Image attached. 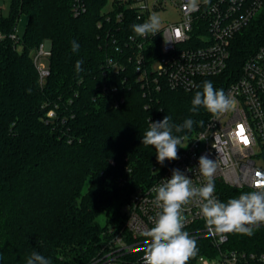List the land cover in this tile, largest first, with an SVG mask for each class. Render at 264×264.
Listing matches in <instances>:
<instances>
[{
  "label": "trees",
  "instance_id": "obj_1",
  "mask_svg": "<svg viewBox=\"0 0 264 264\" xmlns=\"http://www.w3.org/2000/svg\"><path fill=\"white\" fill-rule=\"evenodd\" d=\"M83 1L87 10L77 17L73 0H10L8 14L0 16V264H27L33 251L51 264H84L94 256L101 233L110 225L122 227L121 207L152 182L155 149L142 145L149 120L168 116L179 125L190 117L198 123L180 135L201 130L212 114L203 107L189 111L195 92L204 81L225 90L264 43L262 14L236 35L221 74L198 78L190 91L171 89L162 80L142 87L127 57L135 16L124 10V18L111 12L107 20V0ZM21 16L26 26L18 39ZM42 41L49 42L50 54L41 84L32 53ZM108 58L120 60L122 68L114 70ZM117 96L124 101L114 108ZM249 191L216 185L221 202ZM101 215L104 225L97 221ZM191 237L198 251L187 264L216 257L208 239ZM224 248L264 253V225L251 236L228 234ZM133 257L124 264H142Z\"/></svg>",
  "mask_w": 264,
  "mask_h": 264
},
{
  "label": "built area",
  "instance_id": "obj_2",
  "mask_svg": "<svg viewBox=\"0 0 264 264\" xmlns=\"http://www.w3.org/2000/svg\"><path fill=\"white\" fill-rule=\"evenodd\" d=\"M195 4L193 7L192 4ZM174 6L180 18L159 28L154 36H130L136 81L142 87L163 81L171 89L190 91L198 78L221 74L228 65L230 46L238 33L264 14V0H113L106 19L114 12L116 19L124 18V10L143 23L152 14ZM121 7V11H116ZM87 7L83 0H73L72 15L84 14ZM15 38V34L10 35ZM2 35L0 34V40ZM151 48H154L153 50ZM116 50L119 51L118 46ZM50 44L42 41L32 53V60L42 84L49 74L46 57ZM114 70L122 68L120 60L108 58ZM108 92L107 86L103 88ZM112 91H115L113 89ZM235 100L234 107L224 113L211 115L203 128L186 136L178 148L179 159L158 163L151 169L152 182L137 188L130 200L121 207L124 217L122 227L108 226L102 233L98 249L84 264H124L131 261L143 264L144 235L154 226V218L160 211L153 203L154 187L162 180L170 179L172 171L179 169L192 179L195 186H202L205 179L198 171L202 155L214 160L217 170L214 176L218 184L232 188L257 190L254 181H264V43L244 62L239 77L225 90ZM123 98L111 101L114 108L123 103ZM53 116V111L48 112ZM243 127V133L240 128ZM248 143H244V138ZM192 169V171H188ZM262 175L256 177L255 173ZM217 199L218 194L215 191ZM183 230L191 236L206 238L217 250L215 258L200 256V264H264L262 252H238L228 250L219 235L209 234L205 220L195 202L183 208Z\"/></svg>",
  "mask_w": 264,
  "mask_h": 264
},
{
  "label": "clouds",
  "instance_id": "obj_3",
  "mask_svg": "<svg viewBox=\"0 0 264 264\" xmlns=\"http://www.w3.org/2000/svg\"><path fill=\"white\" fill-rule=\"evenodd\" d=\"M131 28L136 36H154L159 32L160 20L157 15L152 14L146 21L135 23ZM72 50H79L76 41L72 42ZM82 63L81 60L76 62L77 72L82 71ZM234 105L235 100L223 89H216L211 81H204L202 91L195 92L189 111L196 114L203 107L212 115H218L231 110ZM197 123L190 117L179 125L171 123L168 116L161 121L149 120L148 130L142 136V145L154 147L156 160L160 164L166 160L179 159L178 148L187 147L180 146L186 138L180 134L191 131ZM216 170V162L202 155L198 161V171L205 179L202 186H195L191 178L179 169H174L170 179L162 180L152 189L155 193L153 203L160 211L154 218V226L144 234L147 239L144 241L143 264H187L196 255V240L183 230V208L190 202L198 205L209 234L219 235L221 239L234 232L251 236L255 228L264 225V181L253 182L257 190L244 192L227 202H221L215 196ZM255 175L260 177L262 173L256 172ZM27 264H51V261L33 251Z\"/></svg>",
  "mask_w": 264,
  "mask_h": 264
},
{
  "label": "rangeland",
  "instance_id": "obj_4",
  "mask_svg": "<svg viewBox=\"0 0 264 264\" xmlns=\"http://www.w3.org/2000/svg\"><path fill=\"white\" fill-rule=\"evenodd\" d=\"M112 1L113 0H107V4L103 8L104 11L109 8ZM194 1H196V0H194ZM9 5H10V0H0V16H6L8 14ZM155 15H157L159 20H160V27H163L169 23L176 22L180 18L179 11L174 6H171L169 4L166 5L164 10H160ZM25 26H26V17L21 16L17 20L16 28H15L16 37L18 39L22 38L23 33L25 31ZM30 55H31V53H30ZM97 221L101 225H104L106 223V219H105L104 215H101L100 217H98ZM193 264H200V263L194 262Z\"/></svg>",
  "mask_w": 264,
  "mask_h": 264
},
{
  "label": "snow or ice",
  "instance_id": "obj_5",
  "mask_svg": "<svg viewBox=\"0 0 264 264\" xmlns=\"http://www.w3.org/2000/svg\"><path fill=\"white\" fill-rule=\"evenodd\" d=\"M243 133V127L241 126V128H240V133L239 134H242ZM244 143H248V140H247V138L245 137L244 138V141H243Z\"/></svg>",
  "mask_w": 264,
  "mask_h": 264
}]
</instances>
